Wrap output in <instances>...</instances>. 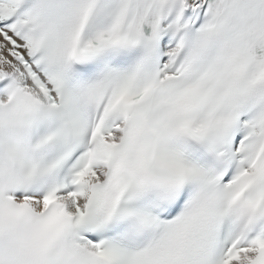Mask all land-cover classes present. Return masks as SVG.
Here are the masks:
<instances>
[{
	"label": "snow or ice",
	"instance_id": "6c2138e0",
	"mask_svg": "<svg viewBox=\"0 0 264 264\" xmlns=\"http://www.w3.org/2000/svg\"><path fill=\"white\" fill-rule=\"evenodd\" d=\"M0 264H264V0H0Z\"/></svg>",
	"mask_w": 264,
	"mask_h": 264
}]
</instances>
